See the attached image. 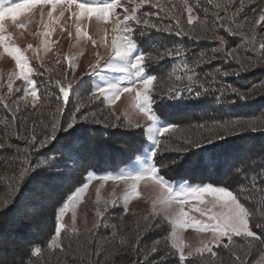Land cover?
<instances>
[{
  "label": "trees",
  "instance_id": "1",
  "mask_svg": "<svg viewBox=\"0 0 264 264\" xmlns=\"http://www.w3.org/2000/svg\"><path fill=\"white\" fill-rule=\"evenodd\" d=\"M188 1L198 17L193 26L187 25V14L183 12L182 5L175 1L164 2L165 11L160 12L157 19L153 17L152 21L163 29L172 23L166 11L173 9L182 16L185 28L193 35H220L227 44L221 45L214 39L197 42L187 36L178 37L174 33L144 25L136 29L135 33L139 32L134 36L137 47L146 54V72L156 77L151 93L155 101L154 111L163 122L177 126L161 136L166 145L161 144L159 152L162 155H158L156 161L158 164L161 159L167 162L169 166L161 171L170 180L182 176L197 184L209 183L231 188L253 213L250 227L259 233L256 225L264 224V192L260 191V188H264V60L260 59L258 49L259 41L264 39V25L261 29L256 26L253 11L263 0H231L228 10L231 14L243 4L244 10L236 20L239 22L248 17L250 23L245 25V31L250 37H256L255 53L251 51L252 44L246 43L242 35L232 36L222 28L210 27L215 19L213 13L217 11L216 5L223 9L226 0H212L211 4L208 0ZM205 9L208 10L207 16ZM220 14L223 16L224 12ZM216 47L236 51L244 61L245 70L236 75L241 65L235 61L225 62L223 58L212 63H196L197 57L207 60ZM177 48L181 54L169 59L167 53H175ZM217 55L222 57L223 54ZM185 61L189 69H194L200 77L197 85L211 84L216 89L223 86L222 90L210 91L199 98L195 97L194 92H184L182 97L173 98L174 94H170L169 89L185 87L187 76L191 74L184 68ZM33 68L37 72L32 78L36 82L38 97H41L34 106L22 99L19 103H12L6 88L0 92V264H134L137 259L143 260L145 245L150 246L160 239L165 243L158 247L166 246L167 254L161 251L156 257L157 264L160 256L165 257V264H180L179 252L172 247L166 222L145 235L146 224L155 223L152 218H126L122 210L114 208L109 217L102 219L108 221L96 228H62L56 246L48 247L55 235L57 209L65 202L72 187L83 183L89 171L101 173L128 164L139 152L144 138L140 128L108 123L109 111L99 101L86 98L89 92L86 90L82 91V100L79 101L81 111L75 113L77 100L71 98L69 111L64 116L75 114L79 117L86 113L89 119L78 121L75 128L66 132L58 131L56 140L39 152L34 151L29 138L35 130L38 139H43L41 121L48 123L56 108L54 98H43L45 93L41 82L47 81L48 77L54 82L62 78L69 68L64 63L55 69L39 65ZM45 69H48L46 73ZM225 71L232 74L225 77ZM176 76L183 79L178 81ZM232 87L240 89L247 99L240 100L232 93ZM197 90L200 89L197 87ZM22 93H15L11 97H21ZM5 104L10 107L5 108ZM93 114L100 123L92 122ZM57 119L60 120V117L57 116ZM233 121L234 124L231 123ZM48 131H51L50 126ZM17 132L20 133L19 138L15 135ZM217 133L226 138L199 148L185 144L186 140L204 143V138L211 135L215 139ZM9 143L13 147H8ZM15 146H19V151ZM209 159L213 163H206ZM190 161L195 163L187 168ZM237 165H240L238 175L232 171ZM22 166L29 168L23 181L19 179ZM67 170L73 174L56 178ZM186 170H192V173H184ZM254 177L259 185L257 188H253ZM53 180L56 182L54 189L48 183ZM4 201L9 202L6 208L3 207ZM233 240L235 244L228 248L224 247L228 242L212 246L215 256L207 250L185 257V264H236L238 255L249 264L253 261L264 264V259L259 255L261 246L254 245L251 254L246 255L245 241L240 237H233ZM138 241L139 253L134 251ZM36 247L40 248V252L33 256L32 251Z\"/></svg>",
  "mask_w": 264,
  "mask_h": 264
},
{
  "label": "snow or ice",
  "instance_id": "2",
  "mask_svg": "<svg viewBox=\"0 0 264 264\" xmlns=\"http://www.w3.org/2000/svg\"><path fill=\"white\" fill-rule=\"evenodd\" d=\"M209 4L212 3V0H208ZM144 4H149L152 8H156V12H143L141 16L138 15V8L142 7ZM39 6V11L41 14V22L43 23L44 13L46 11L48 24H45L44 27L48 30L43 33L44 41L48 40V37L51 35L52 25H55L60 17H63L65 12L69 13L68 19L73 18L80 19L85 16L91 19L95 17L96 21L107 22L110 16L115 17V27L112 29L114 33L111 38V52L109 54L108 60L105 61V64L109 69L116 72H127L128 67H114L110 61L114 55L116 58H130L128 66L135 70L134 75L136 79L131 81L132 86L120 87L115 84H108L106 86L98 87L94 89L91 93L92 98L105 97L109 101H116L120 99L121 93L132 94L134 96V106L142 114L144 118L149 122L145 125L137 124L135 127H144L145 131L149 134V139L151 140V148L148 154V160L150 162L149 166L144 168L142 171L137 172H127L126 174L120 175H109L105 174L99 176L101 180H113L116 182L123 181L125 184H128L132 193H136L138 186L143 182L145 185L149 183L152 184L154 190L159 192V202L162 205H165L164 209L167 215L162 217L160 220L155 219V203L153 204V216L152 220L155 223L146 224V233L151 232L154 229L160 228L163 226L164 221L168 217H172V224L175 228H183L186 226L195 227L198 231L200 230H210L212 232L211 241H203V247L197 248V252H203L205 248L215 256L216 253L212 251L211 243L215 242L217 246L221 241L222 237H227L228 244H225L224 247L228 248L229 245L235 244L233 237H240L245 241L244 247L247 248L246 255H250L254 245L261 246V251L259 255L264 259V224H257L256 227L260 229V232L257 233L250 227V218L253 216V213L244 203L241 202L240 195L235 193L231 188L225 186H218L215 184H200V185H191L188 181H183L178 183V188L174 189L173 182L170 181L162 174V169L168 167L166 161L163 159L160 160L159 164L156 163V158L158 155H162L159 152L161 148L160 136L169 133L174 130L177 126L173 124H167L164 126L159 125V117L154 111L153 105L155 101L152 98V86L154 80H156L155 75H150L146 73L144 61L146 60V54L144 52H137L134 56L133 53L137 50V42L133 38V34L136 31L135 25L143 24L146 28H155L159 31H166L169 34H175L178 37L187 36L189 39H194L197 42L200 40H211L214 39L219 41L221 45H226L227 41L224 37L220 35H214L213 37L207 36H198L193 35L188 29L185 28L182 16L177 15L173 9H167L166 15L172 19V23L165 25L163 29L160 28L159 24H156L152 21L151 17H159L160 12H164L163 8L158 0H127V3L122 2V0H99V2H87V0H8L7 3H0V49L3 50V53H6L7 56L15 62L16 67L18 68V78L24 82L26 87L23 89L22 97H11L13 92H21L20 88H13L11 79L8 81L7 92L9 97L12 100V103H19L21 99L30 95L33 105H35L41 97H38V92L36 88V82L33 80L32 76L37 72V69H34L30 66L31 59L39 60V55H37L39 49H32V46L29 45L28 49H21L15 46L14 41L12 40L11 35H6L8 31L5 27V21L9 20L17 29L25 28V22L30 19V14H34V9L36 6ZM75 9V11L73 10ZM122 9V16L116 10ZM217 11L213 13L215 19L212 22L210 27L212 28H222L227 31L230 35H242L246 43H251V51L255 53L256 48V37L249 36L245 31V25L249 24L250 21L248 17L245 16L242 21L237 22L236 17L243 12V4L239 9H235L229 14V9L231 8V0H226L223 9L219 5H216ZM224 12L222 16L220 13ZM183 12L187 14V25L193 26L194 21L198 19L195 9L192 5L185 3L183 6ZM208 10L205 9V16H207ZM58 13V15H57ZM236 25L235 29L233 25ZM256 26L258 27L261 24H264V10L261 11L258 19L255 21ZM63 31V29H61ZM39 35V33H37ZM71 35V33H69ZM87 35V33H84ZM141 35H143V30H141ZM95 43V41H93ZM45 47L47 44L45 43ZM32 50L33 56L31 58L25 56V51ZM245 51H248L245 48ZM260 59L264 60V39L259 41ZM217 53H222V57L218 56ZM181 50L177 48L175 53L168 52V58L172 59L175 56H179ZM223 58L225 62L235 61L237 64L241 65V69L235 72L236 75H240V72L244 69V61L241 60L239 54L233 49H226L223 47L214 48L207 60L204 57H197L196 63H212L215 60ZM101 57L97 55L96 62L91 65L92 72L88 75H95L100 65ZM42 66V65H41ZM184 68L187 69L191 74L187 76V85L181 89H169L170 94H174L173 98L182 97L184 92L193 93L195 97L199 98L203 95L208 94L210 91H221V89L213 88L211 84L199 83L200 77L196 74L194 69H189L187 61L184 62ZM45 73L48 69L44 70ZM70 68L65 71L62 78L56 79L54 82L51 77H48L47 81L41 82L44 88V99L54 98L56 103L55 111L52 114V117L48 123L41 121L43 128L41 135L43 139H38L35 134L29 138V144L32 149L36 152H39L41 149L46 148L52 141L56 140L58 131L66 132L69 129L75 128L78 124V121L83 122L89 119L88 114H83L77 116L72 114L70 117H65L64 113L69 111V104L71 102V96L74 85H76L80 80L83 79L81 76L77 80H72L69 78ZM232 73L227 71L223 72V75L226 77ZM181 76H176V80H182ZM215 80V77H213ZM137 82L139 87H137ZM197 87L200 90H197ZM229 87H231L229 85ZM52 89H55L53 91ZM232 93L239 96L240 100H246L247 96L238 88L232 87ZM5 108L10 107L9 104L4 105ZM75 113L81 111V106L79 104V99L74 109ZM13 115H15L13 113ZM57 116L60 117V120L57 119ZM119 119V117H117ZM63 120V123H61ZM92 122L100 123L99 120H95L94 114L92 117ZM231 123H235L234 121ZM50 126L51 131H48ZM115 126V125H114ZM203 127V126H201ZM227 131V127H225ZM253 130H255L253 126ZM211 131V130H210ZM18 138L20 133L15 134ZM226 137L215 135V139L210 135L207 138H204V143H201L196 140H186L185 144H191L193 148H199L206 144L215 143L219 139H224ZM8 147H13L11 143L8 144ZM19 151V146H15ZM181 150L187 151V149L182 148ZM206 163H213L211 159L206 161ZM240 165H237L232 169L234 174H239L237 171ZM29 172L28 167L22 166V171L19 173V179L24 180L26 175ZM96 177V174L89 171L86 173L85 180L86 182L78 187L72 194H70L66 201L62 204L61 207L57 210L56 215V229L55 235L52 240L49 242L48 247H55L56 240L61 232L63 225V217L66 212L71 210L73 212V222H75V203L81 197V194L85 192L88 188V182L92 181ZM253 188L259 187L255 182V177L253 178ZM260 191L264 192V188H260ZM189 198H194L197 201L196 205L189 203ZM9 202L4 201L3 207H8ZM187 208V210H186ZM190 212L199 213L200 217H207V222L204 220H197L194 216L190 215ZM99 216L100 213H97ZM147 219V218H146ZM175 236V233H173ZM165 243L163 239L154 241L150 246L145 245L143 249V260L137 259L134 264H157L156 257L159 256L161 251H164L167 254V248H160L158 245ZM173 248L177 249L179 252L180 264H185V253L184 249L180 243H174ZM134 251L137 253L140 252L139 241L137 246H134ZM40 252V248L36 247L32 251V255L36 256ZM175 255V253H172ZM189 256L192 255V252L189 251ZM98 264V262H97ZM158 264H165V257L160 256ZM236 264H249V261L242 258L241 256H236ZM251 264H260L259 261H253Z\"/></svg>",
  "mask_w": 264,
  "mask_h": 264
},
{
  "label": "rangeland",
  "instance_id": "3",
  "mask_svg": "<svg viewBox=\"0 0 264 264\" xmlns=\"http://www.w3.org/2000/svg\"><path fill=\"white\" fill-rule=\"evenodd\" d=\"M167 1L178 2L182 5V8L185 3L190 4L188 0H158L162 7H164V2ZM7 2L8 0H0V3ZM87 2L96 3L99 2V0H87ZM122 2L127 3V0H122ZM151 9L156 8H152L149 4H144L142 7L138 8L137 14L140 15L142 19L143 12H154ZM73 10L75 11L74 8ZM262 10H264V0L256 8H254L253 18L255 21L258 19ZM116 11L122 16V9L118 8ZM68 16L69 13L65 12L64 16L60 17L58 22L51 26V35L45 42L43 33L48 30L44 27L45 24H48V18L45 11L43 23L41 22V14L39 11V6L37 5L34 9V14H30V19L25 22L26 26L23 29L15 28L12 26L11 21L6 20L5 27L8 31L5 34L11 35L15 46L21 48L22 50L28 49L29 45L32 46V49H39L37 53V55H39V60L31 59V67L34 65H42V67L55 69L56 67H59V64L64 63L68 68H70V79L77 80L83 76V79L74 85L71 98L75 101L77 99L81 101L82 91H89L86 93V98L99 101L103 107L109 111L108 117H110V119H106L108 123L110 122L112 125L130 128H137L135 127L137 124L145 125L149 123L134 106L135 93H121L120 99L116 101H109L105 97H91L92 91L98 87L106 86L108 84H115L120 87L132 86L131 81L136 79L134 75L135 70L131 69L127 65L130 58L120 59L113 55L110 61L114 67H128L127 72L112 71L105 64V61L108 60L109 54L112 51L110 48L111 38L113 35L118 34L112 31V29L115 27L114 21L116 18L110 16L107 22H98L95 20V17L89 19L85 16L84 18H73L69 20ZM153 17H151V19H153ZM157 18L158 17H156V19ZM142 25L143 24L141 23L135 25V27L136 29H140ZM263 25L264 24L259 25L260 29ZM61 29H63V31H61ZM37 33H39V35ZM69 33H71V35H69ZM84 33H87V35H84ZM138 33L134 32L133 38L134 36H137ZM93 41H95V43H93ZM45 43L47 44V47H45ZM137 52H141L140 47H137V50L133 53V56ZM24 54L26 57L31 58L33 56V51L28 50L25 51ZM97 55L101 57V67L98 69L95 75H88V73L92 72L91 65L96 62ZM18 71L19 70L16 67L15 62L11 59V57L7 56V54L3 53V50L0 49V92L3 88L7 89L8 81L10 79L14 89L20 88L23 91L26 85L18 78ZM136 86L139 87L138 82ZM15 93L18 92H13L11 95ZM6 94H8V92H6ZM23 95L24 94L22 93L21 97ZM22 100L27 101L32 106H34L30 95L24 97ZM117 117H119V119H117ZM159 122L160 123L158 126L167 125V123L163 122L160 118ZM139 128L143 132L144 143L137 155L128 164L116 170H109L101 173L93 172L96 174L97 178H94L92 181L88 182V188L83 194H81L80 199L75 203V222H73V212L71 210L65 213L63 217V225L65 228L78 230H90L92 228H96L98 225L102 224V222L106 223L108 221L107 219H102L109 217L113 208L116 210H122L126 218H133L134 216L152 218L153 204L155 203V219L157 218L160 220L162 217L167 215L164 210L166 206L159 202V192L158 190H154L151 183L145 185L143 182H141L136 193H132L129 185L125 184L123 181L116 182L111 179L105 181L98 178L99 176L105 174L115 176L126 174L127 172L142 171L144 168L149 166L150 162L148 160V154L151 148V140L149 139V134L145 131L144 127L142 126ZM159 138L161 140V144L166 145V141H163L161 136ZM166 149H168V145L166 146ZM194 163L195 162L192 161L188 162L187 168L191 167ZM184 168L187 169L186 167ZM184 173H192V170H186ZM64 174L73 173L70 170H67L64 173H59L56 178H62L63 176L61 175ZM181 177L182 176H176V180L169 179L173 182L174 189L178 188V183L188 181L184 179V177ZM85 182L86 180H84L83 183L76 186L75 188L73 186L71 192L68 193V196L72 194L78 187L82 186ZM188 182L193 186L200 185L191 180ZM48 183H50L49 186L54 189L56 182L53 180L48 181ZM189 203L196 205L197 201L194 198H189ZM97 213H100V215L98 216ZM190 215L194 216L197 220H204L207 222V217H200L199 213L190 212ZM164 222H166L168 225V237L171 240L172 245L174 243H180L184 249L185 257L189 256V251H191L192 254L200 253L197 252L196 249L203 247L202 242L212 240V232L210 230L198 231L195 227L191 226V224L189 226L177 229L172 224V217L170 216ZM173 233H175V236ZM58 241L59 236L57 237L56 244ZM225 242H228L227 237H222L219 244ZM215 245L216 243L213 242L210 246L212 247ZM206 251L207 248H205L203 252Z\"/></svg>",
  "mask_w": 264,
  "mask_h": 264
}]
</instances>
